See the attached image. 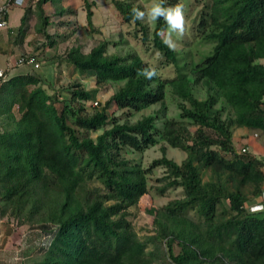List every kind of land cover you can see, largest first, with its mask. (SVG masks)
Wrapping results in <instances>:
<instances>
[{
	"label": "trees",
	"instance_id": "obj_1",
	"mask_svg": "<svg viewBox=\"0 0 264 264\" xmlns=\"http://www.w3.org/2000/svg\"><path fill=\"white\" fill-rule=\"evenodd\" d=\"M64 1L25 5L14 43L22 44L35 15V32L45 38L41 46L52 47L45 5L61 17L71 12ZM82 1L96 31L93 2ZM113 3L123 21L133 23L143 52L151 45L158 53L155 63L137 51L107 54L103 40L87 53L75 46L57 57L91 72L96 87L90 90L74 84L67 96L49 94L38 71L0 79V212L35 224L45 236L39 255L25 264H264V211L246 206L262 194L264 158L237 148L232 133L236 126L264 135V0H204L191 29L213 47L189 68L191 75L178 64L179 53L163 43L162 18L150 30L143 20L133 22L131 10H142L139 5ZM171 65L175 73L164 74ZM150 67L157 75L148 79L142 73ZM121 81L100 107L86 110L103 85ZM198 82L206 90L203 99L193 94ZM167 86L178 99L177 118L165 115ZM155 103L160 109L129 121ZM160 142L185 152L184 158H168L164 145L148 166L127 156ZM156 167L164 169L156 193L179 188L182 195L149 209L159 228L139 235L131 216ZM93 179L102 186H86Z\"/></svg>",
	"mask_w": 264,
	"mask_h": 264
},
{
	"label": "rangeland",
	"instance_id": "obj_2",
	"mask_svg": "<svg viewBox=\"0 0 264 264\" xmlns=\"http://www.w3.org/2000/svg\"><path fill=\"white\" fill-rule=\"evenodd\" d=\"M5 0H0V3ZM22 6H11L8 11V25L6 28L0 29V39L4 50L15 57L21 54H34V57L40 62L38 73L43 81L42 86L47 93L52 94L59 91L63 96H67L66 90L74 84H80L84 89L90 90L96 87L94 77L91 72L80 73L71 64L62 61L57 57H64L69 48L80 46L82 52L87 53L90 49L101 41H107V54H117L125 56L130 51H137L144 60L155 63V58L158 53L152 48L145 49L143 52L140 36L136 37L133 33L134 25L132 22L123 21V18L116 9L113 0H88L93 2L91 10L93 12L91 21L97 30H93L86 19V7L82 0H65L64 5L69 6L71 12L64 16H53L51 5H45V11L51 15V24L48 26V32L54 36L55 44L52 47L41 46L45 43V38L35 32L36 17L32 15L28 19V30L22 44L20 46L14 43L16 31L15 29L20 24V18L23 14L24 6L30 5L32 8L37 0H25ZM134 5H139L142 11H145V19L143 21L152 29L153 21L148 16V10L151 8L154 0H125ZM170 0H165V6L182 3L186 10V30L182 37L174 34V39L178 45L176 52L179 53L178 64L184 66L183 72L191 75L189 68L196 62H199L205 55L210 53L213 44L207 41H201L199 38H194L191 26L192 20L195 18L197 11L203 6L204 0H177L174 3H169ZM13 29V32H9ZM167 29V28H166ZM140 32V31H139ZM36 48V49H35ZM38 48V49H37ZM264 63V60H259ZM164 74L173 75L174 67L171 65L162 69ZM123 82H108L101 87L96 95L95 100L87 103L85 108L90 112L94 107H100L121 85ZM193 94L199 99L206 96L204 86L198 82L192 86ZM177 98L172 94L167 86L164 91L163 103L165 104V115L167 117H178L180 109L177 105ZM220 100L217 106L222 105ZM161 104L155 103L149 107L135 112L129 121L133 122L139 119L142 115H147L160 109ZM115 108L111 106L109 112ZM114 115L119 117L122 122L124 120L123 112L117 110ZM160 124V120L158 121ZM99 131L93 132L94 137ZM234 142L237 148L247 146L246 149L250 153L264 158V135L258 130H249L244 127H232ZM161 145L165 146V154L168 158L176 162H180L185 152L180 149L168 146L165 142H160L157 145L150 146L142 152H129L128 157L134 158L142 165L148 166L154 159L162 155ZM225 154V152L221 151ZM164 169L162 167L154 168L150 175L148 192L142 195L137 208L134 210V215L131 216L133 227L139 235L152 233L158 230L159 220L149 212L151 208H158L166 204L173 198L181 197L182 193L179 188L168 189L163 195H158L155 187L161 182L157 178L162 177ZM102 186L96 179L86 183L88 187ZM40 229L35 224H19L16 219L9 215H2L0 212V264H25V261L32 260L39 255L40 241L45 240V236L38 234ZM28 264V263H27Z\"/></svg>",
	"mask_w": 264,
	"mask_h": 264
},
{
	"label": "clouds",
	"instance_id": "obj_3",
	"mask_svg": "<svg viewBox=\"0 0 264 264\" xmlns=\"http://www.w3.org/2000/svg\"><path fill=\"white\" fill-rule=\"evenodd\" d=\"M131 12L133 22L145 19L146 13L140 8L134 7ZM147 14L152 21H156L160 18L165 21L167 29L163 30L160 35L163 37V43L170 50L176 51L178 45L174 39V34L178 37H182L186 30L185 5L182 3H176L174 5L165 6V0H154ZM142 74L148 79H151L157 75V70L155 67L146 68L143 70Z\"/></svg>",
	"mask_w": 264,
	"mask_h": 264
},
{
	"label": "built area",
	"instance_id": "obj_4",
	"mask_svg": "<svg viewBox=\"0 0 264 264\" xmlns=\"http://www.w3.org/2000/svg\"><path fill=\"white\" fill-rule=\"evenodd\" d=\"M25 0H5L0 3V29L6 28L8 25V11L11 6H22ZM40 69V62L34 56H18L12 58L5 65H0V79L8 80L12 75L18 73H33ZM249 211H259L263 209L261 204L248 206Z\"/></svg>",
	"mask_w": 264,
	"mask_h": 264
},
{
	"label": "crops",
	"instance_id": "obj_5",
	"mask_svg": "<svg viewBox=\"0 0 264 264\" xmlns=\"http://www.w3.org/2000/svg\"><path fill=\"white\" fill-rule=\"evenodd\" d=\"M7 19H8V17H7ZM4 49L5 48L2 45V40L0 39V65H5L6 62H8L9 60H11L14 57V55L9 54ZM254 204H261L263 206V209L261 211H264V185H263L262 194L259 197H256V198L248 201L246 203V206L254 205Z\"/></svg>",
	"mask_w": 264,
	"mask_h": 264
}]
</instances>
